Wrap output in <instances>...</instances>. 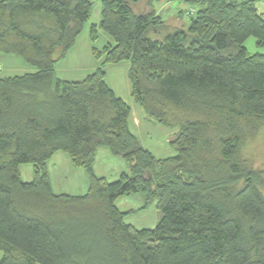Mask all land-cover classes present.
I'll return each mask as SVG.
<instances>
[{"label":"trees","instance_id":"obj_1","mask_svg":"<svg viewBox=\"0 0 264 264\" xmlns=\"http://www.w3.org/2000/svg\"><path fill=\"white\" fill-rule=\"evenodd\" d=\"M148 1L101 0L91 39L102 30L111 44L93 50L103 60L94 74L68 82L55 66L93 1L0 0V54L36 69L0 79V264H264V194L245 155L264 129V54L246 47H264V0H180L189 26L174 32ZM124 61L134 102L178 130L174 157L156 159L131 133L130 107L104 71ZM101 148L130 173L96 176ZM58 152L88 173L85 194L53 192ZM22 165L33 166L31 182ZM133 194L156 202L155 229L125 222L132 211L116 203Z\"/></svg>","mask_w":264,"mask_h":264},{"label":"crops","instance_id":"obj_2","mask_svg":"<svg viewBox=\"0 0 264 264\" xmlns=\"http://www.w3.org/2000/svg\"><path fill=\"white\" fill-rule=\"evenodd\" d=\"M260 2V4H262L263 11L259 13L264 14V1ZM98 24L99 23H97L96 25ZM91 27L92 26L90 25V23L86 24L84 31L77 39L75 46L70 50L64 60L56 64L55 69L59 79L68 82H82L88 76L94 74L101 67L103 60H97L94 57L93 50L97 49L98 51H103L106 46L111 44V41L108 37L102 35L103 33H99L96 43H93L91 39ZM130 68V62L127 61L121 62L119 64L106 65L104 67V71L106 74L105 81L109 88L115 93V95L118 98L122 99L130 107V131L135 137L138 138L142 147L148 150L158 160L174 157L176 155V151L170 145V141L178 133V130H171L159 125L153 119L147 116L142 107L134 102V99L132 97V83L129 78ZM32 73H36V69L26 64L21 58L0 54V79L22 76L24 74ZM115 156L116 155H113V152L110 151V149L101 148L98 151L94 166L98 168L101 159L110 160V158H112L113 160L117 158ZM63 158L64 157H60L59 159H57V161L61 163L60 160H62ZM47 169L50 184L52 186L48 166ZM99 171L100 172L96 171L97 173L94 172L96 176L108 179L107 171L101 172V169ZM128 171H130L129 165L126 164L125 166H123L121 163L118 169H114L111 176L117 177L124 173H128ZM87 186H89V183L87 184ZM122 212L128 213L127 211ZM2 257L3 255L0 252V260L2 259Z\"/></svg>","mask_w":264,"mask_h":264},{"label":"rangeland","instance_id":"obj_3","mask_svg":"<svg viewBox=\"0 0 264 264\" xmlns=\"http://www.w3.org/2000/svg\"><path fill=\"white\" fill-rule=\"evenodd\" d=\"M94 7L92 12V17L88 23L92 26L93 24L100 23V11H101V0H92ZM149 2L148 0H143V4ZM180 0H174L173 2H167L165 0H155L151 5L152 9H155L161 14L163 20L174 32L176 30H187L189 26V17L184 14L182 18H178V12L180 9H189L188 6L180 4ZM261 2H257L259 12L263 11ZM139 10V9H138ZM181 23V26H180ZM99 33H105L102 30ZM106 36V35H105ZM107 37V36H106ZM98 39V38H97ZM246 47L250 54L263 53L264 47H258L256 45V39L250 38L246 42ZM107 149V148H106ZM111 151V150H110ZM113 155H115L113 153ZM247 160H249L250 165L258 172H260V183L264 194V129L260 132V135L254 140V142L247 148L245 152ZM64 157L59 163L57 159ZM115 159H101L99 162V167H93L94 172L107 171V178L110 182H115L119 180L120 176L114 177V169H118L119 165L125 166L128 164L122 157L116 155ZM65 159V160H64ZM52 190L56 194H68V195H81L84 194L90 184L89 175L83 168H76L73 166L70 157L64 152H58L53 156L48 163ZM96 172V173H97ZM21 177L24 181H32L34 178V168L32 165H22L20 167ZM130 173V171H128ZM104 174V173H103ZM147 203V204H146ZM118 207L122 211L131 212L126 216L125 222L136 227L139 230L143 229H155L161 219V213L157 208L156 202H146L145 199L140 194H133L128 196H123L117 201ZM147 205V207H146Z\"/></svg>","mask_w":264,"mask_h":264}]
</instances>
